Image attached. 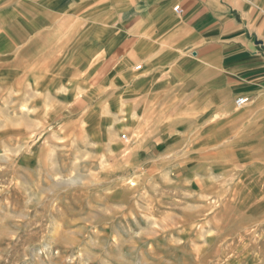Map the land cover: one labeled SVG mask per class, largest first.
I'll use <instances>...</instances> for the list:
<instances>
[{
	"label": "rangeland",
	"instance_id": "obj_1",
	"mask_svg": "<svg viewBox=\"0 0 264 264\" xmlns=\"http://www.w3.org/2000/svg\"><path fill=\"white\" fill-rule=\"evenodd\" d=\"M73 25L0 49V264H264V142L235 141L237 97L205 133L170 113L142 132L125 91L88 95L96 66ZM179 118L184 136L150 142Z\"/></svg>",
	"mask_w": 264,
	"mask_h": 264
},
{
	"label": "crops",
	"instance_id": "obj_2",
	"mask_svg": "<svg viewBox=\"0 0 264 264\" xmlns=\"http://www.w3.org/2000/svg\"><path fill=\"white\" fill-rule=\"evenodd\" d=\"M58 20L88 37L84 59L92 62L85 64L96 66L90 77L98 78L83 80L88 95L125 91L140 131H154L140 117L170 113L196 115L190 122L205 133L208 109L222 115L224 100L247 96L248 107L230 112L232 132L246 135L235 141L264 142V0H0V49L14 47L15 31L43 36ZM134 68L142 73L132 77ZM61 82L76 85L72 77ZM174 123L170 138L150 142L179 140L188 121Z\"/></svg>",
	"mask_w": 264,
	"mask_h": 264
},
{
	"label": "built area",
	"instance_id": "obj_3",
	"mask_svg": "<svg viewBox=\"0 0 264 264\" xmlns=\"http://www.w3.org/2000/svg\"><path fill=\"white\" fill-rule=\"evenodd\" d=\"M175 11L176 12H180V7H178V6L175 7ZM136 68L140 69L141 66L139 65ZM235 103H236V107L237 108H244L246 105H248L250 103V98L247 97V96H241V97L236 99Z\"/></svg>",
	"mask_w": 264,
	"mask_h": 264
},
{
	"label": "bare ground",
	"instance_id": "obj_4",
	"mask_svg": "<svg viewBox=\"0 0 264 264\" xmlns=\"http://www.w3.org/2000/svg\"><path fill=\"white\" fill-rule=\"evenodd\" d=\"M121 65V64H120ZM135 75V74H134Z\"/></svg>",
	"mask_w": 264,
	"mask_h": 264
}]
</instances>
